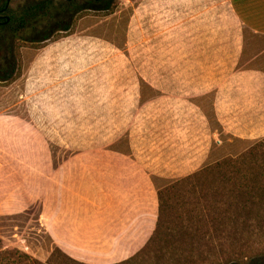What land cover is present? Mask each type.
Instances as JSON below:
<instances>
[{
	"label": "rangeland",
	"instance_id": "1",
	"mask_svg": "<svg viewBox=\"0 0 264 264\" xmlns=\"http://www.w3.org/2000/svg\"><path fill=\"white\" fill-rule=\"evenodd\" d=\"M31 1L37 0H11L10 8L19 11ZM112 7L77 14L70 32L53 31L54 22L49 19L33 34L32 28L19 31L11 44L3 39L4 33L1 36L0 74L6 71L11 78L0 80V243L43 262L58 247L48 219L54 218V224L60 225L61 219L78 214L89 223L97 213L110 217L135 211L132 204L113 202V171L104 170L117 161L133 163V138L126 131L137 126L113 124V85L141 86L142 100H148L144 106L134 103L127 110L134 112L133 120L143 121L138 128L142 145L138 144L148 160H152L150 156L160 159L153 166L164 175L151 176L149 201L142 205L150 225L158 201V196L153 197L154 188L158 190L218 159L238 156L260 140H239L221 133L213 114V92L202 95L244 66L243 36L251 42L246 54L249 58L264 47V38L248 32L235 19L228 0H113ZM56 19L69 16L65 13ZM47 34L51 38L44 40ZM58 41L66 51L84 52L92 60L83 67L70 66L65 75L71 89L80 90L71 93L69 108L59 117L62 122L34 124L31 108L21 103L23 83L40 49ZM100 64L104 67H96ZM195 97L204 102L195 120L199 134L200 125L207 123L203 116L207 111L211 128L224 140L203 165H192L188 146H179L189 143L188 129L196 123L193 119L183 122L185 130L181 128L179 134L173 118L180 109L184 113ZM65 162L74 165L56 172ZM52 176L56 178L48 183ZM101 219L94 218L105 221ZM120 222L126 227L132 223L130 218ZM212 232L214 245L220 244L221 231ZM212 242L195 244V260L188 264H213ZM252 244L263 251L264 234L253 233ZM163 245L156 243L125 264H181L173 260L172 252L162 256Z\"/></svg>",
	"mask_w": 264,
	"mask_h": 264
},
{
	"label": "crops",
	"instance_id": "2",
	"mask_svg": "<svg viewBox=\"0 0 264 264\" xmlns=\"http://www.w3.org/2000/svg\"><path fill=\"white\" fill-rule=\"evenodd\" d=\"M228 1L235 19L248 32L264 38V0ZM241 40L243 44L241 57L245 61L244 66L225 75L221 85L209 89L202 95L205 96L204 94L213 92V114L221 127V133L239 140L252 141L264 138V47L259 53L249 58L246 54L249 48L248 44L251 42L245 36ZM62 44V41H58L41 48L28 75L26 74L27 78L23 83L24 93L21 94L24 99L21 103L23 106L28 105L31 108L29 114L36 117L30 120L31 123L53 124L62 122L59 117L63 116L64 110L69 108L71 93L80 90L79 87L72 90L68 77L65 75L70 66L83 67L87 65V60H92L91 57L87 59L84 52L66 51L65 45ZM70 56H73L74 61L71 64L68 62ZM96 67L103 68L104 65L100 64ZM30 72L35 75H30ZM142 93L141 86L131 89L126 85H113V124L137 125L136 129L130 130L131 127H129L126 131L133 138L131 142L133 163L117 161L113 162V165L104 167L107 168L104 170L113 171V202L132 204L135 206V211L120 216L118 213H113V216L110 217L104 213H97L90 217L92 221L89 223H85L78 214L67 220L61 219L60 225L54 224V218L47 220L58 247L78 261L87 264L123 262L135 256L145 247L156 228L159 202L155 200L151 225L146 223L149 218L142 205L149 201L150 188L153 184V182L151 183V176L161 177L164 175L158 174L155 171V166H153L160 159L157 160L150 156L152 160H148L138 144L142 145V141L138 139V128H141L140 124H143V121L133 120L134 112L127 110L131 104L137 103V107H139L148 103V100H142ZM199 101L201 99L195 97L191 101L192 105L184 113L180 109L174 115V124L179 128V134H181V128L185 130L183 122L193 119L196 123L195 120H198L199 109L201 110L204 104V102ZM34 108H36L35 111ZM205 112L203 116L207 123L205 127L200 125L201 134H199V125L196 123L195 127L191 126L188 129L191 134L189 143H179V146H188L192 165L198 163L203 165L211 158L215 149L224 144L223 138H220V133L215 131L213 127L211 128V119L207 111ZM177 137L179 136L177 135ZM70 160L71 158L68 159V162ZM73 165L65 162L55 171H66ZM50 178L48 183H51V180L56 177ZM101 192L108 194L106 189H102ZM157 196L158 190L154 188L153 197L156 199ZM95 217L105 221H96L94 220ZM127 218L132 221L129 227H126L124 222H120ZM58 226L60 227L57 228ZM106 245L109 246L105 247ZM128 252L132 254L125 257Z\"/></svg>",
	"mask_w": 264,
	"mask_h": 264
},
{
	"label": "trees",
	"instance_id": "3",
	"mask_svg": "<svg viewBox=\"0 0 264 264\" xmlns=\"http://www.w3.org/2000/svg\"><path fill=\"white\" fill-rule=\"evenodd\" d=\"M10 3L11 0H0V13L8 14L0 17V40L4 33L3 39L9 44L19 31L32 28V33L49 19L54 22L53 31L70 32L77 14L88 9L113 8V0H85L83 4L77 0H37L23 5L19 11L12 10ZM65 13L69 19H56ZM44 38L51 37L47 34ZM1 72L0 80L11 78L10 73ZM158 202V221L149 242L135 256L117 264L133 261L156 243L164 244L162 256L172 252L173 260L188 264L195 260V244L202 241H213V264H264V250L252 244L253 233L264 234V138L238 156L218 159L159 187ZM212 229L222 233L218 235L222 241L218 245H214ZM0 264L87 263L72 258L59 247L43 262L0 243Z\"/></svg>",
	"mask_w": 264,
	"mask_h": 264
},
{
	"label": "flooded vegetation",
	"instance_id": "4",
	"mask_svg": "<svg viewBox=\"0 0 264 264\" xmlns=\"http://www.w3.org/2000/svg\"><path fill=\"white\" fill-rule=\"evenodd\" d=\"M0 17L1 18L8 17V14H6V11L2 12V13H0Z\"/></svg>",
	"mask_w": 264,
	"mask_h": 264
}]
</instances>
